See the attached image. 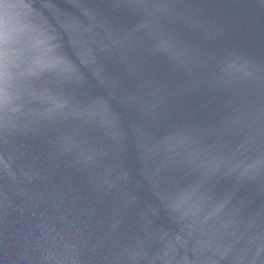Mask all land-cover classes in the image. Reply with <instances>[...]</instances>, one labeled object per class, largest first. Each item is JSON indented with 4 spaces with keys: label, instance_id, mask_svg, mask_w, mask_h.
<instances>
[{
    "label": "water",
    "instance_id": "95a60500",
    "mask_svg": "<svg viewBox=\"0 0 264 264\" xmlns=\"http://www.w3.org/2000/svg\"><path fill=\"white\" fill-rule=\"evenodd\" d=\"M0 264H264V0H3Z\"/></svg>",
    "mask_w": 264,
    "mask_h": 264
},
{
    "label": "clouds",
    "instance_id": "9594fccd",
    "mask_svg": "<svg viewBox=\"0 0 264 264\" xmlns=\"http://www.w3.org/2000/svg\"><path fill=\"white\" fill-rule=\"evenodd\" d=\"M0 4H3V0H0ZM8 13L11 14V9H7ZM26 30L29 34L28 38V43L29 47L33 50H43L45 51L48 55L51 56H56V57H62L63 52H62V46L61 42L59 39V30L57 29L56 26L51 24L50 22L44 20L40 16H34L32 17V20L26 25ZM160 38L162 39L163 36L160 34ZM7 44V35L5 34L4 39L2 41V45ZM236 59H241L238 56L229 54L219 61L217 65V75H218V81L223 83V84H228V85H234V84H239L242 81L238 80H224L223 77V71H224V66L233 60ZM77 72L78 69H76ZM82 77L80 75L76 74H66L61 77V84L60 87L63 88L65 85H71L74 83H79ZM231 160L226 159L223 162V165L225 168L230 166ZM216 173H205L207 176H212L215 175Z\"/></svg>",
    "mask_w": 264,
    "mask_h": 264
}]
</instances>
